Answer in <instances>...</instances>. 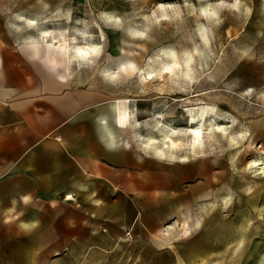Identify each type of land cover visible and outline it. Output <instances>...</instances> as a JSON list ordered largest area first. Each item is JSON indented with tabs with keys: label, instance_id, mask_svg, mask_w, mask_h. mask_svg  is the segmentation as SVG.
<instances>
[{
	"label": "rangeland",
	"instance_id": "rangeland-1",
	"mask_svg": "<svg viewBox=\"0 0 264 264\" xmlns=\"http://www.w3.org/2000/svg\"><path fill=\"white\" fill-rule=\"evenodd\" d=\"M72 15L75 70L129 110L122 140L152 175L151 227L124 230L110 250L64 244L47 264H264V0H0V45L43 43ZM92 45L88 58L75 52ZM198 111L202 143L188 146ZM166 127L178 152L161 158L146 141L161 143ZM155 212L168 220L155 224Z\"/></svg>",
	"mask_w": 264,
	"mask_h": 264
},
{
	"label": "crops",
	"instance_id": "crops-1",
	"mask_svg": "<svg viewBox=\"0 0 264 264\" xmlns=\"http://www.w3.org/2000/svg\"><path fill=\"white\" fill-rule=\"evenodd\" d=\"M73 20L43 43L0 45V264H47L64 244L97 239L110 250L124 230L151 227L152 175L122 140L129 113L120 119L124 102L75 70Z\"/></svg>",
	"mask_w": 264,
	"mask_h": 264
},
{
	"label": "bare ground",
	"instance_id": "bare-ground-1",
	"mask_svg": "<svg viewBox=\"0 0 264 264\" xmlns=\"http://www.w3.org/2000/svg\"><path fill=\"white\" fill-rule=\"evenodd\" d=\"M163 17H165V14H163ZM29 21L34 22L32 19H29ZM49 43H51V42H49ZM35 44H37V43H35ZM62 48L64 50L63 51V54L66 55V51H65L66 49H65V47H62ZM90 48H92V47H90ZM77 49L83 50V49H86V48L78 47ZM91 55L92 54H90L86 58L90 57ZM175 63H176L175 60H170V61L167 60V61H164L162 63V70L165 71V69H168V71H166V74L167 73H169V74L173 73L174 72L173 65ZM185 63H186L185 66L188 69L190 62L185 61ZM150 68L151 69L147 72L148 76L153 75L155 73V70H156V68H154V67H150ZM118 112H119L118 113L119 114V118L123 120L126 117V115L129 113V110H128V108L126 106L122 105L119 108V111ZM206 112L207 111H198L195 114V118L192 119V120H190V123H192V124L190 125V127L187 128V130L184 133V135L187 138H189V145L188 146L200 145L202 143V129H201V125H202V121L204 119V114ZM206 122L207 123L205 124L206 125L205 128L210 131L211 126H212V121L211 120H208ZM175 136L176 135H175L173 129L166 127L165 129H162L161 130V143H159L157 141V139L155 137H153V136H149V138L147 139L146 142L155 144L154 147H153L154 154H157L161 158H167L168 156L172 157V156H174L173 153H177L178 152L176 150L177 147H178V144L175 142V140H176V139H174ZM156 143H158V144L156 145ZM165 149H167V150H165ZM167 151H171V152H167ZM180 157H181V159H184V158H188L190 156H188L186 153L182 152V154H181ZM260 169L263 172L264 166H262ZM263 259H264V255H263V257H262L261 260L263 261Z\"/></svg>",
	"mask_w": 264,
	"mask_h": 264
},
{
	"label": "clouds",
	"instance_id": "clouds-1",
	"mask_svg": "<svg viewBox=\"0 0 264 264\" xmlns=\"http://www.w3.org/2000/svg\"><path fill=\"white\" fill-rule=\"evenodd\" d=\"M22 19V18H21ZM28 23L29 24H31V23H33L32 21H28ZM139 35H143V33H139ZM98 51H99V48H97V47H92V48H86V49H83V50H81V49H76V53H77V55L79 56V57H81V58H86L87 56H89L90 54H96V53H98ZM128 68H133V66L132 65H128ZM125 69L122 67L121 69H120V71H124ZM106 75H111V74H106Z\"/></svg>",
	"mask_w": 264,
	"mask_h": 264
},
{
	"label": "snow or ice",
	"instance_id": "snow-or-ice-1",
	"mask_svg": "<svg viewBox=\"0 0 264 264\" xmlns=\"http://www.w3.org/2000/svg\"><path fill=\"white\" fill-rule=\"evenodd\" d=\"M133 68H134V66H133ZM165 71H168V69H165ZM115 77H113V79H114Z\"/></svg>",
	"mask_w": 264,
	"mask_h": 264
}]
</instances>
